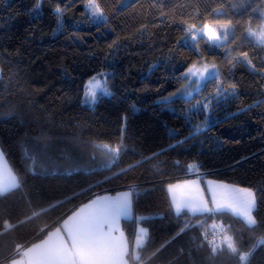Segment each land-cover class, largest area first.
<instances>
[{"label": "trees", "instance_id": "16d2710c", "mask_svg": "<svg viewBox=\"0 0 264 264\" xmlns=\"http://www.w3.org/2000/svg\"><path fill=\"white\" fill-rule=\"evenodd\" d=\"M57 2L63 4L67 0H42L43 7L37 18L36 0H0V147L8 153L9 165L22 172L26 164H32L27 157L34 153V146L38 143L43 146L36 137L48 138V159L43 161L47 173L29 174L26 189L0 197V233L5 219L17 225L0 234V264L16 243L27 244L44 238L47 233L37 239V231L53 225L65 213L70 214L69 210L96 195L128 190L132 186H136L133 218L124 219L121 224L130 237L138 225L150 230L155 242L146 249L147 255L185 221L183 215L177 220L174 213L170 214L166 185L195 177L189 164L198 166L197 171L203 173L200 179L258 190V198H262L258 217L264 220V191H260L264 189V95L261 94L264 77L260 72L238 65L230 74L229 66L223 61V50L215 49L212 54L222 74L239 84L240 99L215 111L213 119L220 120L219 124L175 149L169 145L187 136L191 128L182 114L187 106L179 100L167 106L159 103L181 86L183 82L178 78L186 63L196 58L186 48L169 53L184 36L181 17L188 23L202 24L207 18L205 9L211 12L220 4L224 5L221 9L224 15L216 18L233 19L236 28L233 39L242 44L238 51L249 52L257 68L264 69V51L253 48L252 39L244 38L243 25L249 19L248 12L232 9L234 0H162L167 15L161 16L159 10L149 8L153 0H100L105 15L111 18L107 24L101 22L97 31L85 14L84 0H76L74 9H68L62 16L66 31L54 32L57 21L52 8ZM122 2L129 6L117 12ZM258 2L252 0V5ZM197 9L200 19L194 21ZM257 15L253 14V26L258 22ZM142 25L147 27L143 34ZM117 35L120 48L113 55L107 45ZM201 47L203 54L211 59L212 54L203 40ZM170 55V61L165 62ZM157 62L160 66L150 72ZM97 72L115 73L109 78L114 95L90 106L82 102L81 86ZM213 91V84H208L201 95L207 96ZM257 102L259 105L248 112L228 118L238 107ZM125 115L128 119L123 143L127 151L109 169L106 156L92 144L116 146ZM196 122L197 118L193 117V123ZM172 130L179 135L170 138ZM154 153L159 155L153 157ZM137 161L140 162L137 167L124 171ZM40 163L37 161L36 171ZM25 192L34 205L60 206L46 215L19 223L36 210L26 203ZM137 217L146 219L137 220ZM197 218L204 219L207 231L212 230L213 219L231 224L237 233L242 228L240 218L230 212ZM191 223L195 224V220ZM261 231L264 229H258L255 235L259 236ZM245 240L252 243L246 230ZM200 243L197 238L191 246L196 250L185 248L184 254L179 255L181 245L177 240L153 264H191L189 250L196 264H211L205 260L210 251L207 242L197 250L196 245ZM251 260L252 264L264 261V247H258ZM215 264L238 262L225 252L216 257Z\"/></svg>", "mask_w": 264, "mask_h": 264}, {"label": "snow or ice", "instance_id": "6c2138e0", "mask_svg": "<svg viewBox=\"0 0 264 264\" xmlns=\"http://www.w3.org/2000/svg\"><path fill=\"white\" fill-rule=\"evenodd\" d=\"M76 0H67V3L57 2L52 8V15L56 18L57 27L54 32L66 31L62 22L64 13L73 8ZM128 3L122 2L116 11L127 8ZM43 7L42 0H36L34 10L38 18L39 12ZM83 7L86 10L88 20L93 22L97 31H100V24H107L111 18L105 15V8L100 0H84ZM162 0H153L149 8L160 11L161 16L167 15L164 11ZM223 4L213 8L211 12L205 9L204 15L207 17L202 24L192 22L188 23L181 17L184 24V36L177 40L176 45L169 49L170 54H175L177 49L186 48L196 58L186 63L183 72L178 78L183 83L175 91L169 93L159 103L171 105L177 100L182 101L187 107L182 110L185 122L191 125L187 136L176 140L170 148H178L185 145L189 140L219 124L221 121L214 120V113L221 105H228L232 102L239 101L240 93L239 84L233 80L227 79L221 72L220 66L216 63L215 49L223 50V61L229 66L228 71L231 74L232 69L238 65L247 66L252 72L259 71L264 77V69H258L254 59L247 51H238L242 44H237L233 37L236 34V28L233 26V19L221 20L216 17L224 15L221 9ZM232 9H241L248 12L249 19L243 25L245 39L253 38L255 43L253 48H259L264 51V0L253 6L252 0H234L230 6ZM33 11V9H29ZM256 16L257 23L253 26L252 17ZM200 11L197 9L193 16L194 21L200 19ZM175 22V18H173ZM141 34L147 31V27L141 26ZM119 35L107 45L108 49L114 55L119 50ZM201 40L211 55V59L203 54L204 49L201 47ZM235 45V46H234ZM107 59V56H106ZM171 55L165 58V62L170 61ZM159 62L150 68V72L159 67ZM115 75L114 72H97L90 75L82 83V91L85 102H91L93 105L99 103L103 97H112L113 85L109 84V78ZM104 77V79H101ZM208 84H213L214 91L207 96L201 95L203 88ZM98 90L102 95L98 94ZM264 95V92L261 93ZM195 100V103H193ZM248 105L238 107L235 112L229 113L228 118H234L242 113L248 112L251 107L258 106ZM135 111V106L133 105ZM203 116V120L199 117ZM193 117L197 122L193 123ZM127 115L122 117L121 136L116 146L108 143L96 144L93 142L92 147L100 149L107 158L106 167L115 164L123 152L127 149L123 143L125 133L127 132ZM179 135L178 131L169 132L170 138ZM38 143L34 146V153L27 157L32 160V164H26L21 172L12 168L8 163V153L0 147V197L13 195L15 192L28 187L29 174L33 176L44 175L47 173V165L43 162L48 159V138L46 136L36 137ZM159 155L154 153L153 157ZM39 164V171H36V163ZM139 161L128 166L129 171L139 165ZM198 167L195 164H189L191 170ZM199 180L184 179L175 183H167L166 190L170 195V214L174 213L177 220L183 215L185 221L182 225L178 224L176 230L169 237L159 243L153 251L145 255L146 249L154 243L148 228L137 226L136 232L130 237L126 229L121 224L122 217L132 215L134 207V191L136 186L130 190L117 192L115 196H96L89 199L87 203H81L74 210H69L70 214L65 213L58 217L53 225H45L36 233V238L43 235V239L38 242L27 244L16 243L11 253L4 258L3 264H153V261L169 245L175 243L188 231L195 228H202L200 235L203 237L201 243L196 245L197 250L204 247L205 241L210 249L205 260L215 264V259L219 255L227 254L236 259L238 264H252L251 257L258 250V247H264V231L259 236L255 233L258 229H264V220L258 217V206L262 198H258V190L253 187H241L230 185L222 181H207V188L200 186ZM264 191V189L260 190ZM25 201L36 210L32 211L30 216H26L19 223L29 222L42 215H46L50 210L59 207V204L49 203L47 206L34 205L28 193L25 192ZM230 212L232 215L240 218L242 228L239 233L232 230L231 224L225 225L222 222L217 223L213 219L211 225L212 239H208V231L205 228L204 219L197 217H215ZM137 220L146 219L137 217ZM195 220V224L191 223ZM17 225L10 222L9 219L3 221V233L11 231ZM51 228V230H49ZM245 230L252 239L248 244L245 240ZM0 233V234H3ZM195 240V238H193ZM247 247V250H242ZM179 255L184 254V248L178 250ZM188 259L191 264H196L192 259V252L189 250ZM260 264H264L261 261Z\"/></svg>", "mask_w": 264, "mask_h": 264}, {"label": "rangeland", "instance_id": "374dc122", "mask_svg": "<svg viewBox=\"0 0 264 264\" xmlns=\"http://www.w3.org/2000/svg\"><path fill=\"white\" fill-rule=\"evenodd\" d=\"M85 13H86V10H85ZM250 39H252L255 42V40L253 38H250ZM101 79H104V77H101ZM98 94L102 95V92L100 90H98ZM82 102L84 104H87V105H90V106L93 105L91 102H87V103L85 102L84 95H83V98H82ZM193 173L194 172H192L191 175H193ZM191 180H199L201 182V181H204L206 179H200L199 177L195 176V177H191ZM200 186H201V183H200ZM128 190H130V189H128ZM128 190L127 189H124V190H120V191H117V192H123V191H128ZM117 192H115V193H104V194L101 195V197L106 196V195H108V196H115L117 194ZM94 198H95V196H94ZM125 218H127V217H125ZM132 218H133V216L132 217H129L127 219H132ZM193 238H195V240L197 238H199L200 240H203V237L196 230V228L193 229V230H190L186 234H184L180 239H178V242L180 243L181 247H183L184 249L185 248H189L190 249V247L193 245V242L195 241V240H193ZM192 248L194 250H196L194 247H191V249Z\"/></svg>", "mask_w": 264, "mask_h": 264}, {"label": "crops", "instance_id": "0c3cea01", "mask_svg": "<svg viewBox=\"0 0 264 264\" xmlns=\"http://www.w3.org/2000/svg\"><path fill=\"white\" fill-rule=\"evenodd\" d=\"M186 179H191V178H186ZM184 180V179H183ZM208 180H212V179H206V180H204V181H201V187H203V188H207L208 187V185H207V181ZM213 181H215V180H213ZM175 183V182H174ZM102 194H104V193H102ZM102 194H99V195H96V196H101ZM95 196V197H96ZM170 196V195H169ZM94 198V197H93ZM133 216V212H132V215L131 216H129V217H132ZM129 217H127V218H129ZM127 218H125V217H122L121 218V222L124 220V219H127ZM136 230H137V228H136ZM43 239V238H42ZM36 242H38V241H36Z\"/></svg>", "mask_w": 264, "mask_h": 264}, {"label": "built area", "instance_id": "2783aa9c", "mask_svg": "<svg viewBox=\"0 0 264 264\" xmlns=\"http://www.w3.org/2000/svg\"><path fill=\"white\" fill-rule=\"evenodd\" d=\"M190 171H191V172H194L193 175H195V176H197V177H199V178L203 175V173L200 172V171H197L196 168H193V169H191ZM190 176H191V175H190ZM208 233H209V235H208V239L210 240V239H212V230H211V231H208Z\"/></svg>", "mask_w": 264, "mask_h": 264}]
</instances>
